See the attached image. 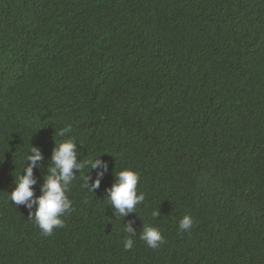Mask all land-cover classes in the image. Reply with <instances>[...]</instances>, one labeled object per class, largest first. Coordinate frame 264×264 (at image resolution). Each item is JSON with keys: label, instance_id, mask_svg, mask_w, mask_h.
<instances>
[{"label": "trees", "instance_id": "1", "mask_svg": "<svg viewBox=\"0 0 264 264\" xmlns=\"http://www.w3.org/2000/svg\"><path fill=\"white\" fill-rule=\"evenodd\" d=\"M66 139L108 170L94 192L98 169L74 170L44 236L10 192L32 144L39 195ZM124 168L145 199L123 218ZM0 264H264V0H0Z\"/></svg>", "mask_w": 264, "mask_h": 264}, {"label": "clouds", "instance_id": "2", "mask_svg": "<svg viewBox=\"0 0 264 264\" xmlns=\"http://www.w3.org/2000/svg\"><path fill=\"white\" fill-rule=\"evenodd\" d=\"M71 131V125H67L60 130L61 137ZM79 153L76 142L72 139H66L57 143L50 157V164L47 165V172L43 177V183L40 186V194L35 195L34 185L37 183L33 169L40 168L43 159L41 150L32 145L28 154L25 156V165L23 174L16 177L15 187L10 192V199L16 206L24 205L29 209V219L34 220L35 225L41 230L44 236L53 234L54 228L64 226L62 217L71 211V200L67 193L70 186L76 179V171L82 172L85 168L98 169L96 179L90 184L89 173L83 177L82 187L94 192L100 185V179L108 170L106 161L100 159V155L87 160L78 159ZM27 162V163H26ZM138 174L131 168H124L114 174L113 184L106 190L107 199L115 216L126 217L128 213L136 212V206L141 204L144 199V193L138 194ZM158 212H153L152 216H158ZM193 219L190 215H184L179 220V230L181 232L190 230L193 226ZM123 231L128 234L123 241L125 250L133 247V236L136 235V229L129 221L124 223ZM147 247L156 249L163 242L164 237L161 231L153 226L145 225L139 237Z\"/></svg>", "mask_w": 264, "mask_h": 264}]
</instances>
